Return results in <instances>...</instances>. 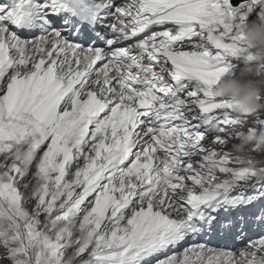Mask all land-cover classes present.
Segmentation results:
<instances>
[{
    "label": "snow or ice",
    "instance_id": "obj_1",
    "mask_svg": "<svg viewBox=\"0 0 264 264\" xmlns=\"http://www.w3.org/2000/svg\"><path fill=\"white\" fill-rule=\"evenodd\" d=\"M253 14L264 0H0V153L34 144L47 181L0 169V260L264 264V172L225 150L247 127L264 154V113L214 94L255 61Z\"/></svg>",
    "mask_w": 264,
    "mask_h": 264
},
{
    "label": "clouds",
    "instance_id": "obj_2",
    "mask_svg": "<svg viewBox=\"0 0 264 264\" xmlns=\"http://www.w3.org/2000/svg\"><path fill=\"white\" fill-rule=\"evenodd\" d=\"M249 51L255 57V63H248L247 69L239 73L223 74L214 86V94L221 99L228 100L234 106L237 114L250 112L253 114L264 113V17L249 19L245 34ZM233 139L239 142L233 145V149L242 166L256 170L258 174L264 172V160H258L250 156L249 148L252 144V137L243 129L233 130ZM0 169L5 165L11 167L19 163L21 171L28 179L25 184H30L34 189H39L46 183V177L36 170L42 159V154L33 145L27 147L13 145L10 152L0 153ZM53 234H67L68 232H78L81 239H87L89 229L80 230L78 224L59 222L49 219ZM65 264H82L80 257L74 252H69L66 256Z\"/></svg>",
    "mask_w": 264,
    "mask_h": 264
},
{
    "label": "rangeland",
    "instance_id": "obj_3",
    "mask_svg": "<svg viewBox=\"0 0 264 264\" xmlns=\"http://www.w3.org/2000/svg\"><path fill=\"white\" fill-rule=\"evenodd\" d=\"M256 18H257V16H255V14H253V16L251 17V19H256ZM239 58L244 59L245 62L247 61L244 57H239ZM248 63H255V62L254 61L253 62H249L248 61ZM243 130L246 131L247 130V127H245ZM238 142L239 141L238 140H235V139L230 140L229 143L226 145L225 150L226 151H231V152L235 153V151L233 149V145L236 144V143H238ZM24 146L27 147V144H25ZM248 154L250 156L258 159V160H264V154L255 153V152H251V151H249ZM0 159H2V157H0ZM0 251H3V250L0 249ZM69 252H71V250H69ZM0 264H11V262L9 260H0Z\"/></svg>",
    "mask_w": 264,
    "mask_h": 264
},
{
    "label": "bare ground",
    "instance_id": "obj_4",
    "mask_svg": "<svg viewBox=\"0 0 264 264\" xmlns=\"http://www.w3.org/2000/svg\"><path fill=\"white\" fill-rule=\"evenodd\" d=\"M211 139V137H209V140ZM205 143H207V141L205 142ZM255 233V234H254ZM254 233H252V235H253V237H256V236H258V234H259V232L257 231V232H254Z\"/></svg>",
    "mask_w": 264,
    "mask_h": 264
}]
</instances>
